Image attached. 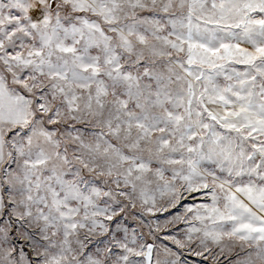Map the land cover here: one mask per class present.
I'll use <instances>...</instances> for the list:
<instances>
[{
  "label": "rangeland",
  "instance_id": "1",
  "mask_svg": "<svg viewBox=\"0 0 264 264\" xmlns=\"http://www.w3.org/2000/svg\"><path fill=\"white\" fill-rule=\"evenodd\" d=\"M264 264V0H0V264Z\"/></svg>",
  "mask_w": 264,
  "mask_h": 264
},
{
  "label": "water",
  "instance_id": "2",
  "mask_svg": "<svg viewBox=\"0 0 264 264\" xmlns=\"http://www.w3.org/2000/svg\"><path fill=\"white\" fill-rule=\"evenodd\" d=\"M53 1L54 0H49V4L51 5ZM153 249H154V246L152 244L146 245L144 255H143L144 264L152 263Z\"/></svg>",
  "mask_w": 264,
  "mask_h": 264
}]
</instances>
